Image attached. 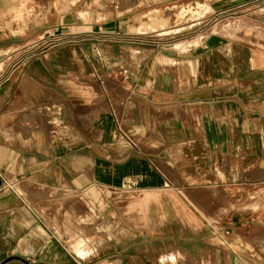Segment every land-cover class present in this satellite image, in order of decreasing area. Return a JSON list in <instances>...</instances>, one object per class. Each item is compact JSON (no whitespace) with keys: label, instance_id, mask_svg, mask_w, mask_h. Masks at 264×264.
Instances as JSON below:
<instances>
[{"label":"crops","instance_id":"obj_1","mask_svg":"<svg viewBox=\"0 0 264 264\" xmlns=\"http://www.w3.org/2000/svg\"><path fill=\"white\" fill-rule=\"evenodd\" d=\"M263 1L0 0V264H264Z\"/></svg>","mask_w":264,"mask_h":264},{"label":"rangeland","instance_id":"obj_2","mask_svg":"<svg viewBox=\"0 0 264 264\" xmlns=\"http://www.w3.org/2000/svg\"><path fill=\"white\" fill-rule=\"evenodd\" d=\"M24 12H26V10H24L22 7L21 9H18L17 11H13L12 17H10L9 19H8L9 16L4 17V15H0V37H1L0 38V48H4L5 46H7L8 49H13V52H12L13 55L17 56L16 58H13V66H17L20 63L21 58H20V55L18 54L19 51H22V50L26 51V49L28 51H36V50L42 49L45 45L46 47L49 46V42L45 41L46 43H44V45L41 44L38 46V45H34L33 43H30L29 44L30 47H29L27 45L28 42L22 36H19V34L22 33V29L24 27L23 25H20L19 23H16V22H20ZM191 15L193 14L190 12V14L187 16H191ZM187 16L185 15V17ZM235 18H239L240 20L236 22L233 26H231L232 21ZM242 19H245L246 24H243L241 22ZM226 25H228L229 27L231 26L232 29H238V31L234 33V30H233V32H231L230 30H228V26ZM212 29L213 30L223 29L229 32V34H231L232 37L234 38L240 37L239 39L241 38L247 39V40H243V39L242 40L248 41V42L258 41L260 42V44L264 45V38L260 40V36H256L255 37L256 39L253 40V38L250 37L249 35V34H254L256 32H260L261 34L264 33V1L260 2L257 7L252 8L249 11L248 10L245 11V13L235 12L230 15H226L225 17H220L218 19H215V18L212 19L211 17L205 18V24H204L205 33L210 32ZM34 31H36V27L33 28L31 33ZM53 35L54 37L61 36L60 33H54ZM178 37L179 36L175 35L170 40H175L174 42L181 40V39H177ZM44 39H46V37ZM50 44L53 45L55 43L52 42ZM191 44L192 43H189L187 46ZM253 187H254L253 192H252L253 197H237V201H238L237 207L238 208L245 207V208L250 209L252 216H253L252 223L256 221V219H259L261 217V213L263 211H260V209L264 208V190L262 191V195H261L262 189L261 188L259 189V186L257 185H254Z\"/></svg>","mask_w":264,"mask_h":264},{"label":"bare ground","instance_id":"obj_3","mask_svg":"<svg viewBox=\"0 0 264 264\" xmlns=\"http://www.w3.org/2000/svg\"><path fill=\"white\" fill-rule=\"evenodd\" d=\"M169 257H170L171 261H175V259L177 258V255H170Z\"/></svg>","mask_w":264,"mask_h":264},{"label":"built area","instance_id":"obj_4","mask_svg":"<svg viewBox=\"0 0 264 264\" xmlns=\"http://www.w3.org/2000/svg\"><path fill=\"white\" fill-rule=\"evenodd\" d=\"M52 43V41H49V44Z\"/></svg>","mask_w":264,"mask_h":264}]
</instances>
